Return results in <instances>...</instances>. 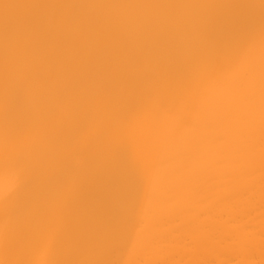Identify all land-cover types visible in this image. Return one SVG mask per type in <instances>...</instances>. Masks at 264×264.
<instances>
[{"label": "bare ground", "instance_id": "1", "mask_svg": "<svg viewBox=\"0 0 264 264\" xmlns=\"http://www.w3.org/2000/svg\"><path fill=\"white\" fill-rule=\"evenodd\" d=\"M0 264H264V0H0Z\"/></svg>", "mask_w": 264, "mask_h": 264}]
</instances>
